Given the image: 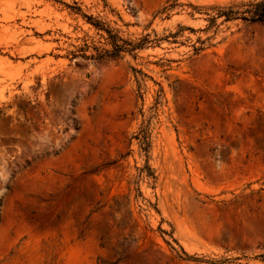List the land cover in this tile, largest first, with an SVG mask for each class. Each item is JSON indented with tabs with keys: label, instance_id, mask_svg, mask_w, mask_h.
I'll return each instance as SVG.
<instances>
[{
	"label": "rangeland",
	"instance_id": "1",
	"mask_svg": "<svg viewBox=\"0 0 264 264\" xmlns=\"http://www.w3.org/2000/svg\"><path fill=\"white\" fill-rule=\"evenodd\" d=\"M248 1L0 0V264H264Z\"/></svg>",
	"mask_w": 264,
	"mask_h": 264
},
{
	"label": "trees",
	"instance_id": "2",
	"mask_svg": "<svg viewBox=\"0 0 264 264\" xmlns=\"http://www.w3.org/2000/svg\"><path fill=\"white\" fill-rule=\"evenodd\" d=\"M216 17H224L225 21L242 19L247 22H258L264 25V0H251L245 3H241L240 5L228 6L223 9H219ZM212 17L210 19L211 25H208L207 28L214 26L215 18ZM100 26V25H96ZM191 29L190 27L180 26L179 30L174 33H170L171 37H176L179 31ZM108 34V39L110 40L111 49H98L95 48V53L86 55L83 54L82 57L84 59H93V60H104V59H116L121 56V53L124 52H133L138 48H142L145 43H147L148 35L141 39L139 42L132 43L131 41L124 40L120 38L118 35L114 34L110 29H104ZM193 30V29H191ZM196 51L200 50V47H194ZM142 143H147V135L145 132L142 134L140 138ZM264 257V256H263Z\"/></svg>",
	"mask_w": 264,
	"mask_h": 264
}]
</instances>
